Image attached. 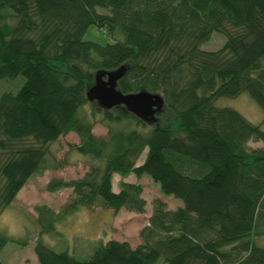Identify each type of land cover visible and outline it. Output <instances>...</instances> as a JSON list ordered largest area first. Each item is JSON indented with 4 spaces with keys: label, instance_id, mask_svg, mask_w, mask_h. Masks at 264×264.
Instances as JSON below:
<instances>
[{
    "label": "trees",
    "instance_id": "trees-1",
    "mask_svg": "<svg viewBox=\"0 0 264 264\" xmlns=\"http://www.w3.org/2000/svg\"><path fill=\"white\" fill-rule=\"evenodd\" d=\"M92 24L110 39L85 38ZM214 33L222 42L208 48ZM121 64L123 92L162 94L155 123L88 100L95 73ZM0 90V211L32 174L67 163L62 136L88 157L83 175L46 183L71 187L58 210L35 205L39 264H264V128L216 103L246 91L264 110V0H0ZM129 174L181 199H153L136 245L110 237L79 258L44 241L81 207L143 212ZM9 239L0 228V251Z\"/></svg>",
    "mask_w": 264,
    "mask_h": 264
},
{
    "label": "rangeland",
    "instance_id": "rangeland-1",
    "mask_svg": "<svg viewBox=\"0 0 264 264\" xmlns=\"http://www.w3.org/2000/svg\"><path fill=\"white\" fill-rule=\"evenodd\" d=\"M85 38L105 42L110 36L98 29L94 24L90 25L84 33ZM222 37L214 33L208 40V48L218 47ZM17 78L22 79V76ZM11 81V80H8ZM1 91V90H0ZM219 105H229L239 110L249 120L260 124L264 128V110L246 91L237 96H222L216 100ZM93 131L96 134H104L105 126L95 123ZM68 141H77L73 132L62 136L60 143L63 148L57 152L58 157L65 155L68 160L61 169H45L42 173L32 174L26 183L20 188L13 202L0 211V228H2L10 239L0 251V258L4 264H39L33 250L34 240L39 233L40 226L37 221L35 205L45 203L55 210L69 199L72 195L71 187H61L56 190H47L46 183L52 176L69 179L79 177L88 168L86 155L69 148ZM261 142L249 140L248 145L256 146ZM59 142L53 146H58ZM145 155V150L139 159ZM140 161V160H138ZM121 175L113 173V188L117 189ZM126 179L137 180L142 185V195L146 199L145 210L136 212L125 208L114 212L103 207L86 208L81 207L70 213L66 218L55 223L54 232H43L44 241L55 249L69 247L82 252H75L79 258L88 257L97 241H105L110 237L125 239L131 245L139 241V229L147 221L155 197L163 199L168 207H175L181 203V199L172 195L161 193L158 184L148 174L137 176L129 174ZM259 242L264 243V234L259 236ZM60 244H63L62 246ZM83 247V248H82Z\"/></svg>",
    "mask_w": 264,
    "mask_h": 264
},
{
    "label": "water",
    "instance_id": "water-1",
    "mask_svg": "<svg viewBox=\"0 0 264 264\" xmlns=\"http://www.w3.org/2000/svg\"><path fill=\"white\" fill-rule=\"evenodd\" d=\"M125 64L109 70H98L87 90V98L102 108L122 104L128 111L148 124L158 121L157 113L164 110V99L160 92L140 89L123 92L118 79L125 71Z\"/></svg>",
    "mask_w": 264,
    "mask_h": 264
}]
</instances>
